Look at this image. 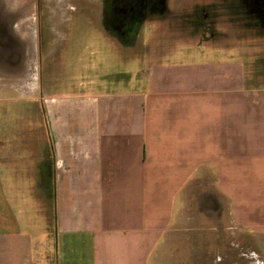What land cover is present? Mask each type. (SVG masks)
Listing matches in <instances>:
<instances>
[{"label": "crops", "instance_id": "1", "mask_svg": "<svg viewBox=\"0 0 264 264\" xmlns=\"http://www.w3.org/2000/svg\"><path fill=\"white\" fill-rule=\"evenodd\" d=\"M3 28L0 67L21 77ZM231 56L152 63L139 84L87 73L61 93L38 70L39 146L0 132V264H237L234 248L264 264V85Z\"/></svg>", "mask_w": 264, "mask_h": 264}, {"label": "rangeland", "instance_id": "2", "mask_svg": "<svg viewBox=\"0 0 264 264\" xmlns=\"http://www.w3.org/2000/svg\"><path fill=\"white\" fill-rule=\"evenodd\" d=\"M0 4L5 7L0 11L1 27L10 26L9 40H19L24 64L22 81L6 65L0 67V132L26 136L30 148L39 146L35 135L48 130L46 116L38 113L41 102H33L38 70L41 82L52 85L51 93H61L79 89L87 73L123 82L133 75L139 84L142 71L152 63L209 61L217 53H228L234 64H244L248 81L264 85V0H0ZM8 79L12 85L23 82L25 100L18 90L4 87ZM193 193L185 209L199 208ZM234 231L235 244L254 241ZM56 235L52 257L60 258L63 251ZM241 257L244 264H257L254 251L246 257L234 248L233 260L240 264Z\"/></svg>", "mask_w": 264, "mask_h": 264}, {"label": "flooded vegetation", "instance_id": "3", "mask_svg": "<svg viewBox=\"0 0 264 264\" xmlns=\"http://www.w3.org/2000/svg\"><path fill=\"white\" fill-rule=\"evenodd\" d=\"M8 30V29H7ZM7 35H8V33H6V31L4 32V34H3V37L5 38V40H4V38H3V41H6V38H7Z\"/></svg>", "mask_w": 264, "mask_h": 264}]
</instances>
